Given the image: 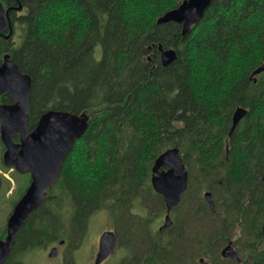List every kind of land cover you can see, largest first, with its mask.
<instances>
[{
  "label": "trees",
  "instance_id": "trees-1",
  "mask_svg": "<svg viewBox=\"0 0 264 264\" xmlns=\"http://www.w3.org/2000/svg\"><path fill=\"white\" fill-rule=\"evenodd\" d=\"M23 1L14 60L31 77L30 105L89 120L54 195L26 218L3 264H26L27 252L60 239L77 248L99 210L117 221L119 247H132L126 264H236L220 256L227 238L241 264H264V71L250 78L264 59V0H211L184 36L177 22L156 23L182 0ZM158 44L176 49L166 67ZM237 107L247 112L229 135ZM173 146L188 187L161 233L165 203L151 167ZM68 253L63 264H77Z\"/></svg>",
  "mask_w": 264,
  "mask_h": 264
},
{
  "label": "water",
  "instance_id": "water-1",
  "mask_svg": "<svg viewBox=\"0 0 264 264\" xmlns=\"http://www.w3.org/2000/svg\"><path fill=\"white\" fill-rule=\"evenodd\" d=\"M211 0H182L173 7L157 17L156 23L174 21L181 24V34H187L193 24H196L204 15ZM21 6H18L20 8ZM9 8H3L0 3V28L5 25V16ZM162 66L166 67L177 58L176 49L173 47L163 48L158 44ZM5 55L0 65V93L6 92L15 100L14 104H0V136L6 146L4 162L6 165L15 164L19 171H30L31 182L24 194L14 203L7 217L6 234L0 238V264L8 258L19 228L26 218L36 209L41 207L46 199V190L56 181L68 152L72 149L76 139L80 138L88 127L89 117L86 112L74 113L65 110L50 109L44 112L38 121L36 128L28 136V148L16 152L12 143L11 134L18 131L21 138L27 133V109L31 87V77L22 72L19 67L7 59ZM264 71V59L256 66L250 74L255 81V75ZM246 109L237 107L233 113V123L229 134L242 117ZM264 177V175H263ZM151 184L154 190L162 195L166 211L163 222L158 227L162 232L172 224L171 210L176 207L181 195L188 184V172L183 163L178 147H167L153 161L151 167ZM204 199L211 209L214 202L210 191L204 192ZM63 243V240L60 242ZM116 236L110 231H103L99 237L98 248L94 264H100L114 250ZM57 248L52 247L48 252L49 257L56 256ZM224 258L235 259L240 263V257L236 250L228 242L220 251ZM192 264H210L204 257H200Z\"/></svg>",
  "mask_w": 264,
  "mask_h": 264
},
{
  "label": "flooded vegetation",
  "instance_id": "flooded-vegetation-1",
  "mask_svg": "<svg viewBox=\"0 0 264 264\" xmlns=\"http://www.w3.org/2000/svg\"><path fill=\"white\" fill-rule=\"evenodd\" d=\"M0 3L2 4L4 10L9 8L8 14L5 16V25L2 28H0V65L3 63L4 57H5L6 54L9 55V57L7 59H10L14 63H16L15 60H14V58H15L14 50H16L17 48L19 49L20 47H22L24 42H25L24 41L25 38H24V33H23L22 22H20L19 16L22 15V13L26 9L27 5H26V3L23 0H0ZM18 6H21V7L18 8ZM157 50H158V46H157ZM158 57H159V64L162 65L161 64L160 51L159 50H158ZM147 58L149 60L151 59V57L149 55L147 56ZM16 65L18 66L17 63H16ZM30 98H31V87H30V96H29V106H28V109H27V114H28V116H27V133H26L24 138H21V134L18 131H16V132L11 134V140H12V143L15 145V150H16L14 158H16V152L20 151L21 149L26 150L28 148V143H29L28 142V136L36 128L40 116L44 112H46L47 110L53 109V108H48V109L33 108L30 105ZM54 99L58 100V94L57 93L54 96ZM14 103H15V100L13 98H11L8 93H6V92L0 93V104H3V105H10L11 104L12 105ZM243 108H245V107H243ZM5 150H6V146L3 143V141L1 140V136H0V203H1V200H2L1 193L4 190H6V193L8 192V186L5 185L6 179L7 178H12V179H14V180L19 182L17 184V186H19V189L17 190V197H16L17 199L13 200V202H11L13 204H12V206L10 208V212H9V214H10L11 211H12L14 203L24 194L26 188L28 187L29 183L31 182L32 177H31V172L30 171H19L16 168L15 164H13V163H11L10 165H6L5 162H4V157H3ZM59 176H60V172H59ZM59 176L57 177L56 181L46 190V199H45L44 202H46V200L49 197L54 195V193H53V191L55 190L54 186L57 183V181L59 180V178H60ZM150 183H151V179H150ZM151 186H152V184H151ZM187 187H188V184H187ZM187 187L184 190V192L187 190ZM14 188H15V184L9 189V192H12ZM152 189L154 190L153 187H152ZM203 191H206V190H203ZM184 192L182 193V195L184 194ZM182 195H181V197H182ZM164 203H165V201H164ZM175 208L176 207L172 208L171 213L173 212V210ZM165 211H166V206H165ZM71 214H73V212ZM131 215L132 216H136V217L139 218V216L146 215V212L138 211V212L131 213ZM171 217H172V215H171ZM106 218H109V220H110L109 221L110 227L105 229L104 231L110 230V231H112L115 234V236H116V244H115L113 252L111 254H109L108 257H106L103 261H104V263L108 262V264H109V261L114 260V262L117 263V264H123L124 262H126L129 259V256H130L128 248L119 247V245H118V238H117V234H116V230H115V224L117 223V221H115L113 219V217L110 215L109 212H106ZM162 222H163V220H162ZM156 224L157 223H155V227H156ZM70 226H72V222L70 223ZM158 227H157V229H158ZM62 240H63V243H60ZM228 242H231L232 247L236 250L234 238H227L226 242L223 244L221 249L226 244H228ZM65 244H66L65 240L64 239H60V240L56 241V244L50 246V248L56 247L57 251H58L56 256H53V257L57 258L59 256V250L62 249V247ZM55 245H57V246H55ZM242 246H244V244H242ZM250 246L251 247H257V244H256V242H253ZM221 249H220V251H221ZM118 251H120L121 253L116 257ZM220 251H219V253H220ZM236 252H237V250H236ZM95 256H96V254H95ZM220 256H221V254H220ZM222 258H224V257H222ZM226 259H230V258H226ZM230 260H233L236 264H241V261H242L241 258H240V260H241L240 263H237V261L235 259H230ZM195 262H193V263H195ZM208 262L210 264H212V262L210 260Z\"/></svg>",
  "mask_w": 264,
  "mask_h": 264
},
{
  "label": "rangeland",
  "instance_id": "rangeland-1",
  "mask_svg": "<svg viewBox=\"0 0 264 264\" xmlns=\"http://www.w3.org/2000/svg\"><path fill=\"white\" fill-rule=\"evenodd\" d=\"M87 115L89 117V114H87ZM18 183H19L18 181L14 180L12 178H7L5 181V185L8 186V192L6 193V190H4L1 193L2 200L0 203V228H5V223H6L8 215H9L10 208L13 204L11 202H13V200L17 199L16 198L17 197V190L19 189V186H17ZM14 184H15V188L13 189L12 192H9V189ZM202 192L203 191H201V195H202ZM154 204L148 202L147 204H143V205H145L148 209H150V208H152V206ZM156 205H157V203H156ZM190 207H192L194 209L195 205L191 203ZM171 215H172V213H171ZM162 220H163V216L158 220V222L156 224V228L160 224H162ZM199 220H201V219H199ZM199 220L195 219L196 222H198ZM109 221H110L109 218H106V212L105 211H100V210L96 211L90 216L87 233L84 236V238L82 239L81 244L77 248H73L70 244L68 246L64 245L62 247V249L59 250V256L57 258L48 256L50 246L45 248V249H34V250L27 252V254L24 258V262H26V264H63L64 254L66 253V256L68 257L70 255V253H68L69 250H72V259L77 264H94V258H95V254H96L97 248H98L99 237L105 229L110 227ZM208 225H210V226H208V229H210L211 224L208 223ZM197 226H199L201 228L205 227V226H202L200 223H198L197 225L192 226L191 229L197 228ZM201 230H203V229H201ZM5 232H6V230L4 231V234H5ZM4 236H0V238H3ZM55 246H57V245H55ZM140 247H143V246L140 245ZM128 251H129V255H130L129 259L126 262H124L123 264H126V263L130 262L131 260H133L132 259V256H133L132 247L129 246ZM120 253L121 252L118 251L116 257ZM197 259H196V261H197ZM205 260L209 261L206 258H205ZM101 264H108V262L104 263V261H103ZM109 264H117V263H115L114 260H112V261H109Z\"/></svg>",
  "mask_w": 264,
  "mask_h": 264
},
{
  "label": "bare ground",
  "instance_id": "bare-ground-1",
  "mask_svg": "<svg viewBox=\"0 0 264 264\" xmlns=\"http://www.w3.org/2000/svg\"><path fill=\"white\" fill-rule=\"evenodd\" d=\"M244 109H245V108H244ZM234 112H235V110H234ZM234 112H233V113H234ZM246 112H247V109H246ZM232 123H233V118H232ZM180 201H181V200H180ZM179 203H180V202H179Z\"/></svg>",
  "mask_w": 264,
  "mask_h": 264
}]
</instances>
